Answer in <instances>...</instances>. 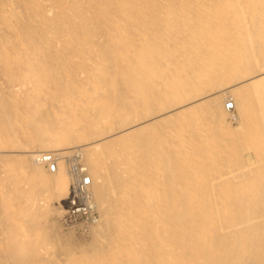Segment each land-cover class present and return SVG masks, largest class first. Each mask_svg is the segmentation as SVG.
Returning <instances> with one entry per match:
<instances>
[{
  "label": "bare ground",
  "instance_id": "obj_1",
  "mask_svg": "<svg viewBox=\"0 0 264 264\" xmlns=\"http://www.w3.org/2000/svg\"><path fill=\"white\" fill-rule=\"evenodd\" d=\"M0 264H264V0H0Z\"/></svg>",
  "mask_w": 264,
  "mask_h": 264
},
{
  "label": "built area",
  "instance_id": "obj_2",
  "mask_svg": "<svg viewBox=\"0 0 264 264\" xmlns=\"http://www.w3.org/2000/svg\"><path fill=\"white\" fill-rule=\"evenodd\" d=\"M228 107H231V104H228ZM43 161L48 164L51 171H54L53 159L50 156L43 158ZM67 161L72 170L73 180L70 196L64 201L67 207L65 214L67 219L65 221L68 224H72L69 222L71 219L89 220L91 218L90 220H92V218L97 217V213L91 206L89 191L83 187L89 184V180L78 172L77 166L80 160L76 155L68 156Z\"/></svg>",
  "mask_w": 264,
  "mask_h": 264
},
{
  "label": "rangeland",
  "instance_id": "obj_3",
  "mask_svg": "<svg viewBox=\"0 0 264 264\" xmlns=\"http://www.w3.org/2000/svg\"><path fill=\"white\" fill-rule=\"evenodd\" d=\"M45 169V168H44ZM46 171V170H45ZM61 204H62V202H61ZM79 219V220H78ZM84 220L86 221V219H80V218H77V219H71V220H69V222L70 223H72V224H83L82 222H84ZM81 222V223H80ZM62 225V224H61ZM60 227H62V226H60ZM65 228V227H64ZM63 227H62V230H64L65 231V229H64ZM73 234V237L76 239H78V238H80V237H78V235L79 234H76V233H72Z\"/></svg>",
  "mask_w": 264,
  "mask_h": 264
}]
</instances>
